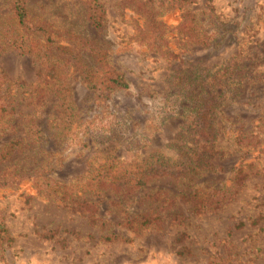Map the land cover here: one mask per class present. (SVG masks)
Segmentation results:
<instances>
[{"label":"rangeland","instance_id":"374dc122","mask_svg":"<svg viewBox=\"0 0 264 264\" xmlns=\"http://www.w3.org/2000/svg\"><path fill=\"white\" fill-rule=\"evenodd\" d=\"M15 4L26 11L28 27L56 32V43H70V33L105 50L127 87L97 98L81 84L72 58L54 54L53 66L66 73L63 106L76 114L66 130L52 118L62 102L47 76L51 59L9 46L4 31L14 23ZM95 12L98 28L87 19ZM0 70L24 115L16 135L26 133L32 147L53 153L42 170L48 181L35 185L30 174L16 190L0 187V264H264V0H0ZM213 73L240 86H222L228 132L217 141L225 153L216 172L190 182L152 180L129 196L84 193L100 153L125 163L147 153L175 157L170 145L191 117L175 79ZM236 129L247 133L242 146ZM241 165L248 175L221 208L192 213L179 198L192 184L227 186Z\"/></svg>","mask_w":264,"mask_h":264},{"label":"trees","instance_id":"16d2710c","mask_svg":"<svg viewBox=\"0 0 264 264\" xmlns=\"http://www.w3.org/2000/svg\"><path fill=\"white\" fill-rule=\"evenodd\" d=\"M13 9L14 23L4 31L12 36L9 46H21L19 48L31 53L41 62L47 60V57L51 59L47 61L49 62L47 76L54 81L53 94L57 96V101L62 102V106L56 108L52 118L55 121H61L66 126V130L70 129L69 126L76 114L73 106L70 109L63 106L68 88L64 79L66 73L58 71L56 66H53V63H59L54 54H64L72 58L76 63L81 84L93 92L97 98L105 100L113 92L127 87L123 75L106 62V51L95 46L92 41L78 39L76 42L72 40L75 39L73 35L66 33L68 36L66 40L70 43L58 44L54 37L56 32L50 35L44 27L36 24L28 27L27 22L29 21L24 8L15 4ZM87 19L94 28L100 27L101 14L87 13ZM194 44L207 45L199 40ZM83 56L87 58V61ZM222 73L220 76L217 73L208 75L206 80L197 79L195 75L176 77L174 85L183 91L184 95L181 96L187 101V105H184L182 109H185L186 114L191 117L181 124L179 132L175 134V139L170 145L175 157H166L161 153H147L140 154L134 157V160L125 163L114 153H100V161L90 173L89 183L85 184V187L89 189L84 190V193L96 199L104 192L129 196L152 180L171 179L175 182L183 180L190 182L205 174L216 172L219 169L216 161L221 159L222 154L225 153L217 141L225 135V132H228L225 125L221 123L224 117L222 111L219 110L224 94L228 93V88L227 91L222 89V86L226 88L228 76L227 74L221 76ZM222 79L225 81L222 82ZM230 83L231 85L229 83L228 85L232 91L237 90L236 87L239 89V82L235 77L230 80ZM12 84L0 70V187L16 190L19 183L29 178L30 174H34L32 182L35 185H38L41 180L48 181L42 170L45 168V155L49 156L53 153L38 146L32 147V143L35 145L36 143L34 140L30 141V136L26 133L23 137L16 135L18 132L17 119L24 115H21L13 105V94L9 93V87ZM60 96L63 98L61 99ZM25 116L31 117V115ZM238 131L236 129L232 132L238 133ZM238 134L235 143L242 146L240 144L247 133ZM32 165L34 167L30 168ZM246 169L248 167L241 165L231 170L232 177L227 186L202 187L203 185L192 184V187L179 192L178 196L181 200L190 203L192 213L217 210L237 193L239 183L248 175ZM65 188L70 189L67 186H64ZM64 194H67L66 191ZM82 202H87V200L84 198ZM2 233L4 230L0 225V241L3 238Z\"/></svg>","mask_w":264,"mask_h":264}]
</instances>
